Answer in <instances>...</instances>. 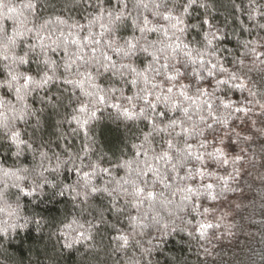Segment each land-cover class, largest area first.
I'll list each match as a JSON object with an SVG mask.
<instances>
[{"label": "clouds", "instance_id": "obj_1", "mask_svg": "<svg viewBox=\"0 0 264 264\" xmlns=\"http://www.w3.org/2000/svg\"><path fill=\"white\" fill-rule=\"evenodd\" d=\"M144 2L148 4L147 7H143L138 0H114L112 7H105L104 0H65L66 7L70 8L76 4L87 13L84 16L86 23L80 24L78 21L69 23L68 20L64 19L66 23L59 24L55 18L44 19L39 23L44 24V28L41 30V35L44 36L43 42L49 46V55L54 53L58 57V59H53L51 56L55 61L57 76L61 73L67 74L64 69L66 58L61 55V52L63 53L62 46L56 47L51 44V41L62 40L60 33L62 31L67 33L70 30V25L73 24L83 26L75 29L80 33L88 30L95 35L105 31L104 39L113 35H118L121 39L133 36L137 38L139 45H151L157 50L156 55L159 59L153 62L151 56L143 55L151 58L147 61V64L151 65L149 76L154 80L156 87L152 88L151 84L145 86L138 80L137 86H132L134 92L131 96L139 108L143 104L140 99L143 93L137 95L139 89L142 87L151 88L152 98L156 99L162 111H167L172 118L182 120L184 125L189 128L195 127L196 131L188 139L195 140L197 143L193 144V148L204 149L205 159H208L207 153L209 152L207 149L213 145L206 143L205 133L208 130H218L213 129L214 125L226 127L229 120L235 116L232 109L237 103L245 106L243 109L245 114L256 110L257 106H259V111L264 113V103L257 99L256 86L251 83L252 77L250 75L253 72L264 73V52L258 51L260 47L264 46V35H261V32L264 31V0H240V3L231 0L237 12L234 17L235 23L229 22L224 26L212 22L213 3L211 0H144ZM155 3H158L160 7L154 8ZM100 4L104 8L103 19L97 20L96 11H88V9H95ZM120 4H123V7L118 8ZM194 6L203 10V17H200V13L193 14ZM165 9L181 20L182 23L178 25L179 31L171 27L170 23L161 20L160 13ZM109 12L112 16L119 12L127 23L122 22L116 27L115 32H107L101 29L100 24L106 23L110 19ZM149 16H151L152 21L163 23L168 32L167 38L163 36V31L160 29L156 31L154 39H150L153 33L140 31L141 21L144 17ZM243 17H246V20ZM45 21L48 23L45 24ZM128 22H130L131 34L125 35L123 33L129 29ZM31 23L33 22L30 16L28 25ZM97 26L99 31L94 30ZM88 31L84 35H87ZM241 32L245 34L243 38ZM252 33H255V36L252 39H247V36H251ZM11 35L7 32H0V61L4 62L3 65H12L14 55H18L17 50L21 41L26 46L24 51H28L34 44L36 45L35 52L30 54L37 56V53L40 52L41 41L36 31L28 32L22 40L17 38L15 45L8 39ZM29 37L34 42L28 43ZM209 38L212 39L210 44L208 43ZM157 40L163 41V44H153ZM176 40H179L180 46L176 47L174 51L172 48L164 47L169 41L175 42ZM233 40L235 44L230 46V42ZM52 48H55V51H52ZM161 48L163 50H160ZM74 51L75 48L70 45L69 55H72ZM186 52H191L193 57H202L203 64H200L198 60L196 63H192L189 56L185 54ZM84 54L87 56L90 53L86 51ZM141 54L138 51L136 55L140 56ZM162 63H167L170 69L178 72L175 80H167L168 70L160 67ZM35 64L36 73H38L43 68L38 57ZM23 66H27V64ZM88 67L99 73L97 78L107 74L94 62ZM194 69L200 73V78H195ZM17 70H21V66ZM209 71L212 75L208 74ZM111 78L109 80L111 86L105 87V89L115 87L116 91L105 92L109 97L107 103H92V97H84L83 101L87 102L89 108L96 113L91 122L101 119L97 115L101 111V106L105 110L110 107L112 104L110 101L117 93L119 95L116 98L121 101H125L127 97L125 96V89L132 79L131 75L125 73L113 76L111 74ZM114 80L119 81V87L115 85ZM218 80H223L226 83L219 84L217 83ZM61 81L53 80L45 87L30 88L22 94L23 98L17 95L14 86L10 87L0 83V236L4 238L3 242H0V248H4L11 240L16 239L18 231L29 235L28 230L35 220V210L41 207L50 211L54 219L50 223L48 220H35L36 232L39 234L44 225L49 224V232L52 235L58 231L60 235L66 237V244L71 245V247H66L67 249L71 250L75 244L82 243L84 252L79 253L80 264H162L161 261L155 259V252L159 245L154 242L158 241L165 233L170 235L169 229L179 226L177 221H184L183 216L177 214L183 209L171 199H169L171 203L167 207H162L157 200L151 207L145 201L138 208H133L130 203L131 196L122 192L113 183L114 179L117 178L114 171L116 168H120V163L112 164L109 168L101 166L100 161L103 157L94 160L91 155L94 151V142L89 132L87 135L83 133L84 145L79 151H74L73 148L64 144V141L67 140L70 145L71 138L79 137L81 133L77 124L71 119L72 115L76 114L74 109L71 116L65 115L62 119L56 120L53 131L48 133L49 139H43L41 130L44 129V122L41 120L40 114L45 109L34 108L29 101L30 99H38L40 103L46 102L48 105L56 107L52 100V95L55 93H50L48 96L41 93L51 84H58ZM238 83L242 87H235ZM250 84L251 86H249ZM168 87L172 88L171 92H168ZM4 89H7L12 98L3 94ZM181 89L187 92L189 96L196 98V103L192 104L190 100H186L180 94ZM236 90L241 93L247 92L248 99L241 97L240 101H234L232 95ZM67 91L68 89H64L65 93ZM202 91L203 95L201 94ZM165 95L168 97V101L163 99ZM61 98L58 95L57 101ZM72 99L78 103L82 101L81 97L76 95L75 89H73ZM171 101L177 102L181 107H187L191 119H187L179 111H169V102ZM205 101L211 103V110ZM224 102H231L230 107L225 108ZM112 109L118 114V118L125 119L120 115L119 109ZM177 113L178 115H174ZM155 118L164 119L160 116ZM222 119L227 122L222 123ZM129 121H136L137 126H139L141 120ZM253 125H255V121H253ZM149 131L150 129L147 131L140 129L142 135L140 143L132 144L135 151L138 147H147L149 152L156 151V148L144 144L145 133ZM14 133L17 135L13 136ZM156 138H158V145L161 146L160 137L156 135ZM57 141L62 151H57L53 147V143ZM9 156L10 162L6 166L5 158ZM86 157L87 163H85ZM129 159L141 161L144 158L134 155ZM219 163L220 166H223L221 162ZM232 163H235V159ZM139 166L143 167V164L141 163ZM85 168L89 170L83 171ZM101 168L110 169L111 175H106L107 179L102 175L104 173L100 171ZM163 169L166 171V166H163ZM73 172L75 179L66 182L65 174L67 173V177L71 178ZM84 172H88L90 176L87 183L83 177ZM129 175L135 176V173H129ZM97 177L102 181L99 185L96 183ZM148 183L154 187L152 182ZM89 184L97 186L98 190L91 192ZM98 195L101 196L100 205L93 201V197ZM120 200H123V204L118 205ZM109 205L116 218H126L130 225V229L125 234L128 237L126 246L122 247L119 240L107 241L105 234L98 231L101 225L109 224L106 216V213L109 212ZM130 216H136L139 223H131ZM52 225H55V228ZM109 227L114 228L115 224H109ZM24 238L26 236L21 239ZM19 242L17 240V243ZM133 245L138 248V251H132L131 256H129L128 250ZM100 251L103 252V258L97 259ZM36 259L38 258L29 257L24 261V264H35ZM0 264L3 262L0 261Z\"/></svg>", "mask_w": 264, "mask_h": 264}, {"label": "trees", "instance_id": "obj_2", "mask_svg": "<svg viewBox=\"0 0 264 264\" xmlns=\"http://www.w3.org/2000/svg\"><path fill=\"white\" fill-rule=\"evenodd\" d=\"M14 3L20 4L21 0H13ZM36 5L35 11L31 14L33 23L39 24L44 19H54L59 16L69 23L78 21L80 24L86 23L84 16L87 14L78 5L73 4L70 8L65 6V0H33ZM213 9L211 10V19L215 24L224 26L226 23H235L234 17L237 15L236 8L232 5L231 0H211ZM105 7H112L114 0H104ZM240 3V0H236ZM88 11H97V9H88ZM193 14L200 13L203 17V10L197 6L192 9ZM151 19V16H149ZM246 20V17H243ZM129 29L125 30L123 34L130 35ZM6 32L11 35L13 29L12 21H4ZM206 27V26H203ZM95 31H99L97 26ZM86 31L80 33L81 36L86 34ZM156 34H152L150 39H154ZM264 35V31L261 32ZM245 34L241 32L243 38ZM255 33L247 36V39H252ZM199 38V37H198ZM28 43L34 42L29 37ZM235 41L230 42V46H234ZM74 48V46H73ZM25 50L24 42H20V47L17 50L18 55H22ZM258 51L264 52V46L260 47ZM53 59H58L54 53H50ZM61 55L63 53L61 52ZM31 63L27 66H21V71H30L31 74L36 75L35 61L37 56L30 54ZM115 58V57H114ZM42 59V57H41ZM150 57H145L143 54L138 56L136 64L143 67ZM4 62L0 61V80L6 78V71L3 67ZM63 74V73H61ZM252 77L251 83L255 84V91L257 92V99L264 103V73L253 72L250 73ZM111 73L105 74L104 77L97 78V83L103 87L111 86L109 80ZM119 87V81H113ZM251 86V84L249 85ZM64 89H68L65 93ZM134 92L132 86L129 84L125 89V96L132 95ZM52 95V100L56 107L45 103H40L38 99H30L34 108H44L41 115V120L44 122V129H42L43 139H49L48 133L53 131L55 122L62 119L65 115L71 116L72 110L77 107L78 102L72 99L73 88L70 85H64L63 82L53 83L46 88L41 94L48 96ZM77 96L81 100L85 98L81 96L79 89H75ZM3 94L12 98L7 92L3 90ZM61 96V100L57 101V96ZM117 93L110 103H126L116 97ZM241 97L248 99L247 92L241 93L239 90L233 92L232 99L240 101ZM239 107L244 109L243 104L237 103L232 109L235 112L226 127L221 125H214L213 129L205 133L206 143H210L213 147L207 149L208 152H213L215 148L223 149L225 139L236 136L237 143L240 147H245L246 150L234 149L239 151V155L228 157L226 154L219 157L217 160L205 159L204 164L200 165L193 161L197 167H201L205 173H213V175L194 176L187 181H167L168 183L179 184L181 187L185 185L194 187L197 192L188 194L190 199L182 200L184 193L176 192L173 196L172 191L165 189L162 184L156 183L154 188L156 192H164L165 196L173 200L182 211L177 214L183 216L184 221H177L178 227L170 228L171 233L163 235L158 241H155L159 247L155 252V259L161 261L162 264H264V113L259 111V106L256 110L247 112L235 109ZM101 119L92 121L88 125L89 133L93 137L94 151L91 153L92 158L98 159L103 157L100 161L102 167L111 168L112 164H119L122 160H127L135 155V149L132 148L133 143H140L142 135L140 129L147 131L146 121H139L137 126L136 121L125 120L122 117L118 118V114L108 107L106 110L101 106V111L97 113ZM174 115H178L174 114ZM255 121V125H253ZM75 127V124H73ZM66 130V128H65ZM249 132L252 135L250 139H245L241 136V131ZM158 138H155L153 147L157 151L160 145L157 143ZM223 140V143H221ZM234 140L229 142H233ZM191 143L196 144L195 140H190ZM228 142V143H229ZM64 144L67 147L73 148L74 151H79L84 145V135L81 131L79 137H72L71 144L65 140ZM229 146L231 147L230 143ZM53 147L57 151H62L59 147V142H54ZM232 148H235L232 146ZM239 148V147H238ZM204 152V149H199ZM143 158V156H141ZM227 159L229 162L226 165L220 166L219 161ZM235 159V163H232ZM263 163L261 169L256 165ZM263 161V162H262ZM10 162V156L5 158V164ZM245 162L247 167L244 166ZM87 163V157L85 158ZM192 165H189L191 167ZM162 171L163 166H161ZM88 168L83 171H88ZM125 170L116 168L114 175L119 178L124 176ZM104 178H108L105 174ZM180 175H184L181 171ZM66 182H71L75 179L73 172L71 178L65 174ZM151 182V177L149 178ZM96 183H102L99 177L96 178ZM212 185L211 189L206 186ZM67 199V197H65ZM110 199V198H108ZM27 200V198H25ZM227 200H236L235 205L231 208L227 217L224 219L218 214V206ZM93 201L101 204V196L93 197ZM123 204V200L118 201V205ZM109 224H115V227H109V224L101 225L98 231L105 234L107 241L115 242L120 235H125L130 229V225L126 218H116L109 205V212L106 213ZM87 218V217H86ZM54 219L53 214L41 207L35 210V220H48L49 223ZM33 221L28 230L29 235L17 232L16 239L11 240L4 248H0V261L3 264H24V261L29 257H36L35 264H80L79 253L84 252V245L75 244L71 250L65 247L66 237L60 235L57 231L55 235L49 232V224H45L41 232H36L37 224ZM55 228V225H52ZM26 236V238L21 239ZM3 237L0 236V242H3ZM17 240L20 242L17 243ZM121 244L122 242L119 241ZM132 251H138V248L133 245L128 250V255L131 256ZM119 256V254H118ZM103 258V252L100 251L97 259Z\"/></svg>", "mask_w": 264, "mask_h": 264}, {"label": "snow or ice", "instance_id": "obj_3", "mask_svg": "<svg viewBox=\"0 0 264 264\" xmlns=\"http://www.w3.org/2000/svg\"><path fill=\"white\" fill-rule=\"evenodd\" d=\"M138 2L143 7L148 6L144 0H138ZM120 7H123V4L118 5V8ZM153 7L159 8L160 5L155 3ZM35 8L36 5L33 0H21L20 4L14 3L13 0H0V32L6 33L4 21L9 20L13 23V29L12 35L9 36L8 39L13 45H15L17 38H21L22 40L28 32L32 31H36L41 41L39 45L40 52L37 53V57L39 63L43 65V68L40 69L36 75L31 74L30 71L17 70L19 66L25 64L30 65L32 62L30 53L35 52L36 45L34 44L28 51H24L22 55H14L11 66L3 65L6 71V78L0 81V83L10 87L14 86L20 98H23L22 94L26 93L30 88L45 87L53 80H62L64 85H70L73 89H79L81 96L92 97V103H107L109 97L105 92H115L116 89L112 87L106 90L105 87L97 83L99 73L88 67V65L93 62L102 68L105 73H111L113 76L123 75L125 73L131 75L132 79L129 81V84L133 87L137 86L138 80L145 86L151 84L152 88L156 87L154 80L149 76L151 65L146 63L141 68L136 64V59L138 58L136 54L138 51L146 56H151L153 62L157 61L159 57L156 55V49L151 45H139L137 38L133 36L121 39L118 35H113L104 39L105 31L93 35L87 30L88 34L81 36L80 32L75 30L83 27L79 24L70 25V30L67 33L62 31L60 33L62 40L51 41V44L56 47L62 46L63 55L66 58L64 69L67 74H60L57 76L55 61L49 55V46L43 42L44 36L41 35L44 24L34 25L31 28L28 27L29 17L35 11ZM95 9H97L96 19L102 20L104 12L102 4L98 5ZM108 15L110 19L106 23L100 24L101 29L107 32H115L118 25L122 22L127 23V21L123 20L119 12H117L115 16H112L111 12H109ZM160 16L163 22L170 23L171 27L176 28L178 31L180 30L178 25L182 22L179 17H176L172 12L165 9V11L160 13ZM55 20L59 24L66 23V21L59 16L55 17ZM46 23H48V21H45V24ZM158 29L163 31V36L165 38L168 37L167 29L164 28L163 23L159 21L154 22L149 17H144L141 21V32H151L155 34ZM208 43H212L211 38L208 39ZM153 44H163V41L157 40L154 41ZM70 45L75 48L72 55H69ZM179 46V40L175 42L169 41L164 45V47L172 48L173 51ZM24 47L26 46L24 45ZM160 50L163 49L161 48ZM52 51H55V48H52ZM86 51L90 53L87 56L84 54ZM97 53H99V55H96ZM185 54L189 56L192 63H196L198 60L200 64H203L202 57H193L191 52H186ZM117 57H119V59H117ZM133 57L135 59H132ZM160 67L168 70V81L176 79L178 72H174L170 69L167 63H162ZM193 71L195 73V78H200V73L195 69ZM208 74L212 75L211 71H209ZM217 83L224 84L226 82L218 80ZM235 87L239 88L242 87V85L238 83ZM167 90L171 92L172 88L168 87ZM140 93H143V95L140 96L143 104L139 108H137L131 95L125 98L126 103H112L110 107L119 109L120 115L127 120L139 119L146 121V127L150 129V131L145 133L144 144L153 147L156 135H158L160 137L161 147L159 151L156 150L154 152H149L147 147L136 148L135 156H143L144 159L141 161H135L133 159L121 161L120 168L124 169L126 174L114 179L113 183L122 192L131 196L132 199L130 203L133 208H138L145 201L149 203V207L157 200L162 207H167L171 203V200L165 196L164 192H156L155 188L149 185L148 182L150 177L153 185L159 183L162 184L165 189L169 190L175 188V191H172V195L174 196L177 191L184 193L185 195L182 196V200L187 201L190 199L188 194L197 192V189L188 185L181 187L179 184H170L167 181L184 182L196 175L201 177L206 174L213 175V173H205L201 167L192 164V162L195 161L203 165L205 161V153L194 149L193 143L188 139L196 129L195 127L189 128L185 126L182 120L172 118L167 111H162L156 99L152 98L151 88L142 87L139 89L137 95H140ZM180 94L186 100H190L192 104L196 103V98L189 96L183 89H181ZM201 94H204L203 91ZM163 99L168 101L166 95ZM205 104L210 110L212 109V105L209 101H205ZM230 105L231 102H224L223 104L225 108L230 107ZM74 111L76 114L72 115L71 119L77 124L78 128L87 135L89 132L88 125L91 120L95 118V111L90 109L88 103L83 100L77 104ZM169 111H179L183 113L187 119H191V116L188 115V108L181 107L175 101L169 102ZM236 111H243V109L237 107ZM210 115H212V112H210ZM156 116L163 117L164 119L158 120L155 118ZM213 118H215V116H213ZM201 120H203V117H201ZM221 122L226 123L227 121L222 119ZM209 127H211V125H209ZM16 135V133L13 134V136ZM201 147H203V145H201ZM224 155V150L217 147L213 152L207 153V158L217 160ZM219 162L223 165L228 164L226 158ZM141 163L143 167L139 166ZM162 165L166 166V171H162ZM189 165L192 166L189 167ZM100 171L105 175H111L110 169L108 168H101ZM181 171L184 172V175H180ZM129 173H135V176H130ZM83 177L85 183L90 179L88 172H84ZM88 186L91 192H96L98 190L95 185L89 184ZM206 187L211 189L212 185L208 184ZM105 191L108 190L105 189ZM129 220L133 224L139 223L136 216H130ZM81 235L83 234L81 233ZM116 239L122 242V247L126 246L128 243V237L126 235L122 234ZM65 247H71V245L66 244Z\"/></svg>", "mask_w": 264, "mask_h": 264}, {"label": "rangeland", "instance_id": "obj_4", "mask_svg": "<svg viewBox=\"0 0 264 264\" xmlns=\"http://www.w3.org/2000/svg\"><path fill=\"white\" fill-rule=\"evenodd\" d=\"M241 136H245V137H248V139H250L252 137L251 134H249V132H246L245 130L244 131H241L240 132ZM234 140L233 142H229ZM231 145V147L229 146V143ZM232 146H234L235 148H232ZM239 147V148H238ZM242 149V150H246L245 147H240L239 143H237V140H236V136H233L231 137L230 139L227 138L225 139L224 143H223V150H224V153L230 157V156H236V155H239V151H235L234 149ZM263 162V161H262ZM264 163V162H263ZM261 161L257 166V168L261 169L262 167V164ZM247 167V163L245 162V165ZM236 203V200H227L226 202H224L223 204H220L217 208V212L220 216H222L224 219L227 217L226 215L229 213V211L231 210V208L235 205Z\"/></svg>", "mask_w": 264, "mask_h": 264}]
</instances>
